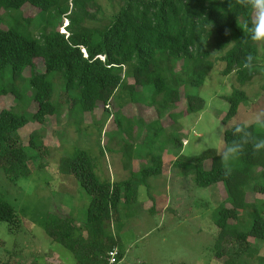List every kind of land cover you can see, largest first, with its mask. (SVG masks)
Wrapping results in <instances>:
<instances>
[{
    "label": "trees",
    "instance_id": "obj_1",
    "mask_svg": "<svg viewBox=\"0 0 264 264\" xmlns=\"http://www.w3.org/2000/svg\"><path fill=\"white\" fill-rule=\"evenodd\" d=\"M100 1L0 0V100L11 96L17 102L15 107L0 109V168L10 182L16 184L32 173V157L17 138L18 132L31 121L44 124L61 114L63 106L55 97L58 88L77 117L98 110L108 114L120 90L127 93L129 106L143 107L156 116L146 121L119 111L113 115L119 134L111 140L119 139L128 179L101 181L94 159L85 150L61 159L59 173L75 178L91 201L84 225L78 227L75 218L52 212L45 229L51 240L74 253L78 264H109L108 253L114 248L119 250L118 261L123 258L121 213L138 204L141 187L153 199L149 180L164 174L167 146L180 154L184 149L178 133L166 135L165 120L178 123L182 115L173 109L183 100L187 115L205 109L206 101L193 90L204 86L216 62L223 64L222 75L235 72L242 86L262 74L256 67L258 42L245 38L240 23L242 19L251 25L255 13L241 0H116L118 11L110 17L102 16ZM29 10L38 14L28 15ZM211 40L219 58L214 59L209 49ZM262 91L264 107V85ZM247 99L245 92L234 90L223 122L236 117ZM141 122L147 130L143 145L152 164L135 170L138 153L132 137ZM235 126L225 131L224 147L237 139L232 133ZM261 139L264 129L253 126L249 142L230 164L229 175L224 174L221 152L216 150L194 157L181 154L172 162L182 176H193L197 187L225 189V202L214 216L216 259L228 257L229 246L237 243L246 256L241 264L255 259L264 264L259 248L250 242L264 243V200L248 201L250 193L264 196V148L253 146ZM29 148L47 156L38 132L31 134ZM0 222L7 223L12 234L23 226L16 209L1 197ZM239 255H229L224 264H238Z\"/></svg>",
    "mask_w": 264,
    "mask_h": 264
},
{
    "label": "rangeland",
    "instance_id": "obj_2",
    "mask_svg": "<svg viewBox=\"0 0 264 264\" xmlns=\"http://www.w3.org/2000/svg\"><path fill=\"white\" fill-rule=\"evenodd\" d=\"M100 2L103 7L102 16L110 17L118 11L116 0ZM36 14L37 11H28V15ZM41 17L40 15L36 18V26L39 25L38 20ZM240 23L245 25L242 19ZM66 25L67 22L64 21L63 27ZM258 46L260 54L256 67L262 71L261 75L242 86L237 82L235 72L228 76L222 75L223 64L216 62L204 86L193 90L206 101L205 109L187 115L186 101L183 100L173 109V112L182 115L178 123L165 120L166 135L176 132L183 142L184 149L181 154L194 157L206 150L222 152L227 129L264 111V107H261L264 42H258ZM209 49L214 59L221 56L212 40ZM39 69H43L41 62ZM234 90L245 92L248 101L241 105L236 117L224 123L223 119L230 107L227 99ZM55 97L63 106L58 117L49 118L44 124L31 121L17 134V138L32 157L29 162L31 175L15 184L9 181L0 168V197L10 203L23 219V226L18 234L10 233L8 224L0 222V264H78L74 253L51 240L45 229L49 213L52 212L75 218L78 227L84 225L91 201V197L75 178L59 173L61 159L85 150L94 159L101 181L117 182L128 179L129 173L123 170L119 139L111 140L112 136L119 134L113 115L119 111L128 117L141 116L146 121L156 117L143 107L129 106L127 93L121 90L116 93L108 114H102L98 110L92 115L86 114L82 117H77L65 105L67 97L60 88ZM15 106L17 102L11 96L0 100V109ZM143 123L134 129L132 137L138 153L133 164L135 170L152 164L147 157L149 149L143 145L147 134ZM33 132H38L43 139L48 149L47 156L39 155L29 148ZM168 149L163 153L164 174L149 180L153 199L148 196L147 188L141 187L138 204L130 210L136 209L135 212L121 213L124 223L120 233L123 258L117 264H224L229 255L233 257L234 253L240 254L236 260L241 264L246 256L243 255L242 246L237 243L229 246L228 257L219 260L214 256L218 235L214 216L225 202V189L222 185L197 187L193 176H182L180 170L172 168V162L181 154L177 150ZM256 199L264 200V196L248 194V201ZM227 207L230 205L227 204ZM128 214L133 215L130 218L125 217ZM84 235L87 236L86 233ZM250 242L259 248V256L264 258V243L254 239ZM250 262L259 264L257 259Z\"/></svg>",
    "mask_w": 264,
    "mask_h": 264
},
{
    "label": "clouds",
    "instance_id": "obj_3",
    "mask_svg": "<svg viewBox=\"0 0 264 264\" xmlns=\"http://www.w3.org/2000/svg\"><path fill=\"white\" fill-rule=\"evenodd\" d=\"M241 3L245 8H250L255 13V20L251 25L245 23L243 26L246 29L245 38L254 42H264V0H241ZM253 126L264 129V112L255 114L250 120H246L232 129L233 136L237 139L227 144L220 153L225 175L231 174L230 164L239 157L245 144L249 142ZM253 146L256 149L264 148V139L255 141Z\"/></svg>",
    "mask_w": 264,
    "mask_h": 264
},
{
    "label": "built area",
    "instance_id": "obj_4",
    "mask_svg": "<svg viewBox=\"0 0 264 264\" xmlns=\"http://www.w3.org/2000/svg\"><path fill=\"white\" fill-rule=\"evenodd\" d=\"M118 257H119V250L117 248H114L108 253L109 264H117Z\"/></svg>",
    "mask_w": 264,
    "mask_h": 264
}]
</instances>
